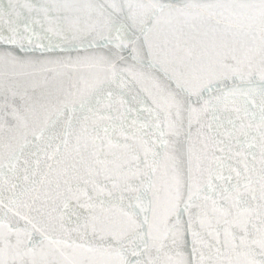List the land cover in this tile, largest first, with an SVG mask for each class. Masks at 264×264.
Here are the masks:
<instances>
[{
  "label": "snow or ice",
  "instance_id": "snow-or-ice-1",
  "mask_svg": "<svg viewBox=\"0 0 264 264\" xmlns=\"http://www.w3.org/2000/svg\"><path fill=\"white\" fill-rule=\"evenodd\" d=\"M0 264H264V0H0Z\"/></svg>",
  "mask_w": 264,
  "mask_h": 264
}]
</instances>
